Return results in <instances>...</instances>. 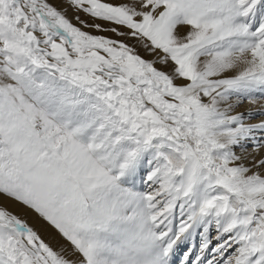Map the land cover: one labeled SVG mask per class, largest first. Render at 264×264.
<instances>
[{"label":"snow or ice","instance_id":"1","mask_svg":"<svg viewBox=\"0 0 264 264\" xmlns=\"http://www.w3.org/2000/svg\"><path fill=\"white\" fill-rule=\"evenodd\" d=\"M245 100L264 0H0V195L67 241L0 206V264H264Z\"/></svg>","mask_w":264,"mask_h":264},{"label":"rangeland","instance_id":"2","mask_svg":"<svg viewBox=\"0 0 264 264\" xmlns=\"http://www.w3.org/2000/svg\"><path fill=\"white\" fill-rule=\"evenodd\" d=\"M52 3H56V0H50ZM68 15L71 17L72 12L71 9L68 10ZM107 34V33H106ZM140 54L145 59H154L153 55L147 53L144 49H139ZM157 67H161V65L157 64ZM264 101V100H262ZM247 100L243 101L233 112H240L241 108L243 107L244 103H246ZM241 149L240 147H236L234 150ZM0 206L6 207L9 211L13 212L14 214L18 215L21 219H23L26 223L29 224L35 231L38 232V234L41 236L42 239H44L47 243L50 244L54 249H58L60 245H67V241H65L60 234L46 221H44L42 218L38 216L34 211L28 209L26 206L20 204L19 202H16L12 200L9 197L0 195ZM44 224L49 225L56 233L59 235H54L52 237L47 236L43 230H45ZM70 247V245H69Z\"/></svg>","mask_w":264,"mask_h":264},{"label":"bare ground","instance_id":"3","mask_svg":"<svg viewBox=\"0 0 264 264\" xmlns=\"http://www.w3.org/2000/svg\"><path fill=\"white\" fill-rule=\"evenodd\" d=\"M181 31H183V29H181ZM261 105H264V101H258L256 104H249L248 101L246 103H244L243 107L241 108L240 112H247L249 109H257L259 107H261ZM264 119V116H253L251 117L250 119H246L245 120V123H257L259 122L260 120ZM257 135H264V134H261V133H257ZM251 148H252V145H251V142H248L247 145H246V150L247 151H251ZM237 152V154H242V150L241 149H237L235 150ZM260 155H264V148H261L260 149ZM177 223H178V220H177ZM45 227V230H43V232L49 236V237H52L53 234L54 235H57L59 236L56 231H54L51 227H49V225H46L44 224ZM213 237L215 236V231L213 230L212 234H211ZM197 243H199V238H197Z\"/></svg>","mask_w":264,"mask_h":264}]
</instances>
